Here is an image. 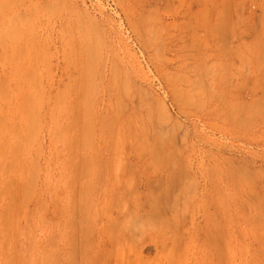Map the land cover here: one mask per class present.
<instances>
[{"label": "rangeland", "instance_id": "374dc122", "mask_svg": "<svg viewBox=\"0 0 264 264\" xmlns=\"http://www.w3.org/2000/svg\"><path fill=\"white\" fill-rule=\"evenodd\" d=\"M0 264H264V0H0Z\"/></svg>", "mask_w": 264, "mask_h": 264}]
</instances>
